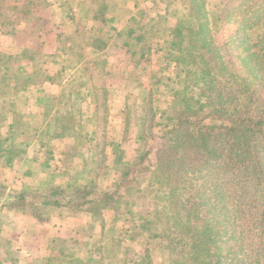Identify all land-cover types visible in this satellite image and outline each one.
<instances>
[{
  "label": "trees",
  "instance_id": "trees-1",
  "mask_svg": "<svg viewBox=\"0 0 264 264\" xmlns=\"http://www.w3.org/2000/svg\"><path fill=\"white\" fill-rule=\"evenodd\" d=\"M17 1L20 5L11 8L17 19H30L39 28V19L33 13L36 3L57 0ZM106 1L74 4L79 19L74 11L71 18L79 21L82 45L70 46L62 55L51 54L49 60L56 61L66 54L72 63H79L83 59V47L99 53L112 44L114 36H121V45L128 49L131 59H137L134 67L138 66L144 56V35L153 29V15L139 8L141 0H135L137 16L129 19L121 33H115L112 27L105 29L114 22ZM160 2L164 4L163 19L174 16L183 22L175 27V34L180 36L162 47L167 62L149 77V97L167 96L166 107L150 108V126L159 130L156 136L152 131L151 137L155 136L159 146L139 152L121 171L120 180L110 192L100 191L92 180L84 182L69 176L63 183L51 182L44 188H35L34 193L10 195L13 199L4 203L2 199L9 193L0 182V206L29 211L39 220L43 218L41 211L48 209L84 211L92 232L93 223L102 217V211L116 210L115 204L121 200L127 205L122 214L126 229H130L129 239H137L143 245L142 253L137 255L139 261L131 260L133 264H153L150 240L160 244V264H264V32L254 40H249L246 33L239 36L250 19H244L245 23L235 22L229 29L227 21L219 20L222 1L211 6L206 0H189L188 5L177 0ZM235 9L237 14L247 12ZM10 23L9 32L14 36L19 37L25 31ZM260 24L264 25V21ZM224 31L233 33L232 44L236 45L229 46L237 52L232 57L226 51L228 40ZM32 50L37 65L22 78H15V85L9 90L14 94L23 91L29 83L36 84L34 81L41 84L45 79L51 80L38 66L44 59L39 49ZM238 60L258 81L253 86L249 84L252 78L238 77L233 72ZM10 61V56L0 52V126H6L5 136H0V157L6 165L25 153L22 145L28 143L19 139L24 125L16 114L17 106L27 105V100L19 98L14 103L5 98L9 92L4 88ZM88 80L83 77V69H78L59 95L40 90L36 100L55 109L42 127L47 138L32 156L41 166L48 167L52 159V140L65 136L75 140L82 136L80 123H75L74 117L79 113L81 93L93 94L91 88L96 89ZM25 94L28 97L30 91ZM29 97L35 100L33 95ZM7 110L13 112L11 121H7ZM76 147L74 143L73 149ZM41 150L43 160L38 157ZM84 154L82 151L79 156ZM150 155L153 166L147 164ZM117 159L121 160V155ZM84 165L85 169L90 168L86 161ZM92 237L91 234L89 238ZM90 239L82 242L54 239L53 251L45 264L130 262V246L125 237L116 236V241L121 240L127 247L121 257L118 251L106 249V241L100 243L99 239L100 246L96 247Z\"/></svg>",
  "mask_w": 264,
  "mask_h": 264
},
{
  "label": "rangeland",
  "instance_id": "rangeland-1",
  "mask_svg": "<svg viewBox=\"0 0 264 264\" xmlns=\"http://www.w3.org/2000/svg\"><path fill=\"white\" fill-rule=\"evenodd\" d=\"M11 1L12 0H0V13L4 14V19H1L2 21L0 22V31L2 27L3 30L9 29L8 26L9 24L11 25V23H8V21H12L15 26L21 27L24 25L20 19H17V13L11 9ZM177 1L182 5L189 4V0ZM218 1L224 3L219 10V12H221L219 20L227 21V27L229 29L233 28L235 22L241 21V23H245L244 19H250V24L245 25V32L241 31L242 33L240 32L239 36L246 33L249 40L261 37L264 32V25L260 24L264 21V0H206V2H209V6L217 4ZM106 3L110 5L109 14H114V22L111 26H106L105 29L112 27L116 31L115 33H121V25L124 23L127 27L129 19L137 16L136 10H138V6L134 5L135 0H107ZM235 7L241 8V10L245 9L247 12L244 14H237L235 13ZM139 8L153 15V20H151L153 29L147 32L149 35L144 39L143 43V59L137 63L138 66L134 67V62H137V59H131L128 49L121 45V36H114L112 44L110 43L107 45L102 50L104 51L102 54H99L100 52H92L91 56H88L86 59L83 58L80 61L83 63L81 66L83 69V77L85 79L87 77L89 83H92L96 87V89L93 87L91 88L93 94L88 95L86 92H83L79 98V113H76L74 119L77 121L75 123H80L81 132L79 134L82 136H79L75 140L72 136H65L58 140H49L51 141L50 144L58 143L57 147L62 153L65 151V155H61L63 157V164L61 165L64 168L58 169L59 171H53L51 168V170H48V173L45 170V173H47V176H45L47 182L42 188L46 187L48 183L54 182L55 179L61 181L62 179H66V177L76 176L84 182L92 180L93 184L98 187L100 191L110 192L120 180L121 171L132 162L139 152L141 153L151 146L156 147L157 142L154 137L158 135L159 130L158 128L154 129L152 125L150 126L152 114L150 108L156 105H159L160 108L166 107L167 96L164 94H154L151 96L152 98L149 97V77L152 72L157 71V69L163 67L167 62L168 56L162 50V47H164L167 42L173 41L180 36L177 33L175 34V27L182 26L183 20L174 16L163 19L161 15L165 14V10L164 4L161 3L160 0H141L139 1ZM147 8H149V10H147ZM258 11L260 14L257 13ZM34 15L37 16L35 13ZM259 16H261V18L259 20L256 19ZM58 17L57 21L61 22L62 18H60L61 16L59 14ZM41 19L47 23V19L49 18L42 15ZM51 19L53 18L51 17ZM17 20L20 21L18 25ZM65 28L66 27L63 25L62 29ZM24 29L25 31L18 37L19 42L31 43L32 45L39 43V38L36 36L38 28L33 23L26 25ZM49 29L56 32L55 27H50ZM8 32L9 30L5 31L4 34ZM0 35H2L0 48L11 51L10 49H13L12 39L3 38V34ZM224 35L228 40L226 51L230 53L232 57L233 54L237 52V50L229 46L232 45L235 47L236 45L232 44L233 33H226V31H224ZM52 43L53 40L51 41L50 39L47 43L49 48H52ZM2 49H0V51ZM11 64H13L12 69H10L11 73L8 72L7 74V86L4 88L8 91L15 85V76L17 73L15 69L18 64L22 67L25 66V64L21 62H14ZM236 64L235 66L233 65V72L236 76H249L252 78L249 82L252 86L258 82L253 78L252 74H249L247 69L240 64L239 60L236 61ZM1 73L2 68L0 67V74ZM5 98L11 101L13 95H9V92H7ZM16 109V114L20 116L24 125L23 135H21L19 139H25L28 143L22 145L26 152L19 154L10 165H6L5 160L0 157V182L5 186L7 193H9L2 199L3 202H8L9 199L12 198L10 195L21 193L23 191L21 190L23 183H31V179H42V174L45 175L44 171L40 169L43 166H41L39 162L33 160L32 156L36 154L35 150L38 149L39 145L44 143L43 139L47 138L43 135L42 127L45 121L50 118L49 115L51 110L49 109V111L48 107L35 108L31 105L28 107L27 105H22L21 107L18 105ZM6 113L7 121H11L13 112L7 110ZM152 131L155 135L153 137H151ZM5 134L6 126L2 125L0 126V136H5ZM74 143H77V151L73 149ZM51 145L53 146V144ZM157 146H159V144ZM86 148H88V151ZM69 150L71 152L76 151V153H68ZM82 151L86 153L83 155L85 158L79 156V153ZM118 155H121V160L117 159ZM38 157L40 160L44 159L43 150L38 152ZM83 159L90 168L85 169V161ZM52 160L53 156L49 161V166ZM28 161H30V163ZM31 163L37 164L38 166L36 167L40 166V168L34 171L32 170V172L29 173L30 175H26V171L30 168L29 166ZM96 163H98V165ZM94 164H96V167H93ZM147 164L153 166L151 155ZM49 166L43 168L48 169ZM8 185L10 187L9 190L7 189ZM34 189H30L27 192H29V194L34 193V191H32ZM115 205L117 206L116 210L104 209L102 211V217L93 223L94 228L92 232L89 230L86 238L72 239L82 242L89 240L92 234L93 237L90 240L96 243V247L100 246L99 239L100 243L106 241V249L118 251L121 257L122 251H125L127 247L121 240L117 242L116 236H118V239L125 237V242H129L130 248L128 251L131 255L128 259L130 262L124 264H133L132 261H139V256L137 257V255L142 253L143 245L137 243V239H129L131 235L130 229H126V224L123 220L124 216L122 214L124 213L123 209L126 208L127 205L122 204L121 200L117 201ZM1 207L2 206H0V208ZM3 208L12 214L16 211L14 208ZM18 212L21 214L13 215V221L17 223V225L25 227V230L11 233V238L14 243L17 242L20 245L16 250H19L21 254L27 253L26 255L34 259L37 255H40L43 261L38 263L32 260L28 261L25 257H20L19 254L12 249L11 251H13V253H11L10 257L15 258L14 264H45L46 258L53 251V249H48L50 242L49 237L56 236L64 238L62 235L69 237V234L71 235L69 230L74 225L83 223L81 217H74V210L53 208L41 211L43 218H41V220H36L39 225L37 227L36 224L32 225L30 229L29 227L26 228L27 225L29 226L27 219H33L35 217L31 215L29 211L22 212L19 210ZM11 213H9V215ZM79 213L84 214V211ZM52 219L53 221L55 220L56 223L52 222ZM29 229L34 233H27ZM37 229L40 231L38 230L37 232ZM0 235L4 236L2 232ZM102 237H104L105 241ZM149 248L153 264H160L162 259L160 244L154 240H150ZM2 250L5 249L2 248ZM2 250L0 249V264H6L3 262L5 260ZM131 251L135 253L134 256ZM110 253L109 251L107 254Z\"/></svg>",
  "mask_w": 264,
  "mask_h": 264
},
{
  "label": "crops",
  "instance_id": "crops-1",
  "mask_svg": "<svg viewBox=\"0 0 264 264\" xmlns=\"http://www.w3.org/2000/svg\"><path fill=\"white\" fill-rule=\"evenodd\" d=\"M90 0H57V1H52V2H48V3H44L42 1H38L34 7V11L33 13L37 14V18L39 19V23H40V27L37 30L36 36L37 38H39V43H37L36 45H32L31 43H21L18 41V37L14 36L13 34H11V32H8L6 34H4L5 31L10 29V26H8L9 29L7 30H3L1 28L0 34H3V38H10L12 39V44H13V49H10L11 51L7 50V49H2L0 52L2 54H5L7 56L11 57V63L14 62H21L23 64H25L24 67H22L21 65L18 64V66L16 67L15 70L16 71V76L15 77H19L22 78L23 74H27L30 73L37 65V60H35L32 52V49H39V53L41 56L44 57V59L42 61H40L38 63V66L40 67V70L46 72L49 74L50 79L51 80H43V82L41 84L37 83H29L26 88L17 93L14 94L12 91H9V95H13V99H11V102H19V98L22 99L24 102H26L27 100V107L29 105L38 108V107H48L45 105V102H40L37 101L36 99L40 97V90L44 91V94H48V95H54L57 96L59 95L63 85L67 82L70 81V79L75 77V73L78 69H82V65L83 63H72L71 60L67 59V55L65 54V56H62L61 58H59L56 61H51L48 59V56H50L51 54L54 53H59V54H63L65 51L70 49V46H79L82 45V38H81V33L79 32V21H77V19H79L78 13L75 12V7L74 4L76 2L79 3H83V2H89ZM11 7H16L19 6L21 2H18L17 0H12L11 1ZM77 15V19H72L71 17H73V13L74 12ZM41 15H40V14ZM58 14L61 16L60 18H62L61 22H58L57 18ZM44 15L47 19V23H45L42 19L41 16ZM50 17H49V16ZM51 17L53 19H51ZM4 19L3 15H0V22ZM7 20V19H6ZM50 20V21H49ZM55 22V23H53ZM8 21V20H7ZM22 23L24 24L23 26H21V28H26V25H29V23L31 22L30 19H24L21 20ZM8 23H10L8 21ZM18 23H20V21L17 20V25ZM88 24H90L91 22L88 21ZM128 24V23H127ZM63 25L66 27L65 29L63 28ZM48 28H47V27ZM18 28L20 26H17ZM50 27H55L56 28V32L53 30H50ZM125 25L124 23L121 25V29H125ZM149 35V33L144 35V39ZM2 39V35H0V40ZM51 39V41L53 40L52 43V48H49V46L47 45L48 41ZM15 47V49H14ZM35 47V48H33ZM124 47V46H123ZM82 53H83V58H87L88 56L92 55V52L89 48L83 47L82 48ZM106 51V50H105ZM104 51L100 52L99 54H102ZM94 53V52H93ZM13 64H11V68L12 69ZM20 70V71H19ZM61 77V78H60ZM30 91V95H33V98H35V100L31 97H26L27 95L25 94L26 91ZM12 92V93H11ZM35 92H37V94H35ZM28 98V99H27ZM20 100V102L22 101ZM10 101V100H9ZM80 102V101H79ZM50 103H56V102H50ZM51 111H50V110ZM48 110L51 112L49 117L51 118V116L53 115L55 109L54 108H50L48 107ZM49 118V119H50ZM46 120L45 123L47 121ZM54 142V141H53ZM53 144V160L50 163L49 168H43L40 166H38L35 163H31L30 164V168L27 169L28 171H26V175H30L29 173L32 172V170H36L37 168H40L41 170L48 173V170H52L54 171H59L60 169L64 168L62 167L61 164L63 161V157L65 155V151L59 150V148L57 147L58 143H51ZM74 147V146H73ZM72 147V148H73ZM71 148V149H72ZM57 151V152H56ZM61 152V153H60ZM64 154V155H63ZM62 155V156H61ZM67 155V154H66ZM30 163V161H28ZM59 169V170H58ZM47 173L42 174L43 177L42 179H31V183H23L22 192H27L30 189H34V188H42L45 183L47 182V179L45 176H47ZM65 181V179H62L61 181H57L55 179V183L59 184V183H63ZM7 189L9 190L10 187L8 185ZM13 199V198H10ZM9 199V200H10ZM5 203V202H4ZM19 210H16L15 212H13V214L11 212H9L8 210H6L5 208H3V206L0 208V233L2 232L4 234L0 235V249L4 252V260L3 262H5L6 264H14V260L15 258L10 257L11 253H13V251H11L12 249L17 252V254H19L20 257H25V259H27L28 261H33L35 263H38L40 261H43L42 257H40V255H37V257L31 258L29 257V255H26L27 253L21 254L20 251L16 250L17 248L20 247L19 243H14L13 239L11 238V233L12 232H19L21 230H25V227H22V225H17V223H14L13 221V215H17V214H21L20 212H18ZM9 213H11L9 215ZM75 216L74 217H81V221L83 223L79 224V225H74L69 232L71 233V235L69 234V237H66L65 235H62V237L64 238H59L56 236H50V242L48 245V249L50 250L53 247V240L55 239H83L86 238L87 234L89 233V227H88V217L82 213H79V211H75ZM10 218V219H8ZM36 220L39 219H27V223L29 224V226L27 225V227H29L31 229L32 225L36 224V227L39 225ZM52 222L56 223V221L52 219ZM27 233H31L33 234L34 232H32V230H30ZM39 229H37L38 232ZM40 231V230H39ZM68 234V233H67ZM61 236V235H60ZM8 253V254H6ZM23 253V252H22ZM9 255V256H8ZM18 256V257H19ZM39 256V257H38ZM17 257V256H16Z\"/></svg>",
  "mask_w": 264,
  "mask_h": 264
}]
</instances>
